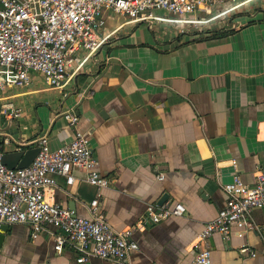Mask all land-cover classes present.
<instances>
[{"label":"crops","instance_id":"0c3cea01","mask_svg":"<svg viewBox=\"0 0 264 264\" xmlns=\"http://www.w3.org/2000/svg\"><path fill=\"white\" fill-rule=\"evenodd\" d=\"M238 1L185 30L104 11L105 41L64 87L49 88L34 75L29 87L0 90V140L8 139L3 154L10 167L17 153L38 147L41 135L51 149L69 141L73 129L62 112L78 113L97 169L110 181L101 212L116 230L143 224L131 233L138 250L126 264H190L198 234L225 205L222 186L235 174L252 183L264 169V0ZM74 175L71 186L57 177L50 196L89 217L95 189L81 180L83 171ZM163 195L164 202L182 203L185 214L148 224L146 206ZM250 220L253 228L241 238L211 236V264H264V208ZM58 232L49 226L33 239L28 224H6L0 264H121L77 262L69 247L58 254Z\"/></svg>","mask_w":264,"mask_h":264},{"label":"built area","instance_id":"2783aa9c","mask_svg":"<svg viewBox=\"0 0 264 264\" xmlns=\"http://www.w3.org/2000/svg\"><path fill=\"white\" fill-rule=\"evenodd\" d=\"M225 2L232 7L212 14L211 7ZM241 3L238 0H0V90L29 87L34 75L40 76L49 88L64 87L105 41L106 36L99 35L104 11L119 14L128 22L149 26L163 23L185 30L208 23ZM62 116L73 129L72 138L51 149L47 136H39V152L27 167L8 166L3 154V144L8 139L0 140V231L2 225L25 223L35 239L52 226L59 231L53 244L58 254L69 247L77 252V262L96 257L126 264L129 255L138 250L131 233L143 228V224L121 230L111 226L100 210L103 190L110 181L97 169L89 134L78 127V113L67 109ZM75 171H83L81 180L95 189L86 206L89 217L76 215L50 196L58 187L57 177H63L65 184L71 186L76 180ZM222 189L226 194L225 205L198 234L190 264H211L213 234L223 238L234 234L241 238L253 228L251 212L264 208V169L255 173L252 183L235 174ZM185 212V206L179 202L153 203L146 206L145 220L156 224ZM247 250L242 244L240 251Z\"/></svg>","mask_w":264,"mask_h":264},{"label":"water","instance_id":"95a60500","mask_svg":"<svg viewBox=\"0 0 264 264\" xmlns=\"http://www.w3.org/2000/svg\"><path fill=\"white\" fill-rule=\"evenodd\" d=\"M38 152H39V147L30 149L23 153L21 152L17 153V163H15V165H13L12 167H16V168L27 167L33 161V159L35 158ZM165 198H166V195H163L158 201V204H163L165 201ZM1 229L5 231L6 225H2ZM3 238H4V235L0 233V244L3 241Z\"/></svg>","mask_w":264,"mask_h":264}]
</instances>
